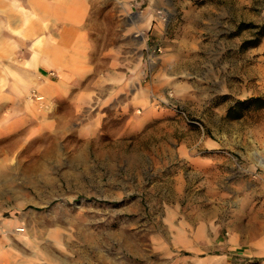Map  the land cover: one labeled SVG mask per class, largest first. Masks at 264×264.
<instances>
[{"label": "rangeland", "instance_id": "rangeland-1", "mask_svg": "<svg viewBox=\"0 0 264 264\" xmlns=\"http://www.w3.org/2000/svg\"><path fill=\"white\" fill-rule=\"evenodd\" d=\"M93 3L104 72L0 122V264H264V0Z\"/></svg>", "mask_w": 264, "mask_h": 264}, {"label": "crops", "instance_id": "crops-1", "mask_svg": "<svg viewBox=\"0 0 264 264\" xmlns=\"http://www.w3.org/2000/svg\"><path fill=\"white\" fill-rule=\"evenodd\" d=\"M96 6L93 0H0V122L25 115L32 88L64 98L74 82L104 72L98 61L104 52L93 45L103 31L93 17ZM149 26L144 18L142 27ZM118 63L117 50L108 71Z\"/></svg>", "mask_w": 264, "mask_h": 264}]
</instances>
